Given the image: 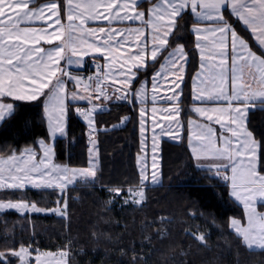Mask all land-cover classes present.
I'll return each mask as SVG.
<instances>
[{
    "label": "snow or ice",
    "instance_id": "obj_1",
    "mask_svg": "<svg viewBox=\"0 0 264 264\" xmlns=\"http://www.w3.org/2000/svg\"><path fill=\"white\" fill-rule=\"evenodd\" d=\"M142 2L0 0V123L6 127L9 117L22 115L19 101L42 106L47 121L46 136L37 147L0 154V196L5 197L0 198V212L69 217L68 189L95 185L99 179L98 112L114 102H128L135 109L139 101L138 175L108 188L109 203L121 196L126 204L142 206L146 188L162 184L161 140H179L184 133L197 167L230 183V196L243 204L246 222L237 217L229 221L237 242L264 249V211L257 206L264 207V134L258 140L248 127L250 108L264 110V0H158L141 8ZM185 17L195 21L190 28L186 20L181 23ZM197 53L189 109L197 118L185 121L181 93L186 74L191 75L186 65ZM86 57L96 70L74 73L69 66L85 65ZM81 101L87 107L73 109ZM73 111L87 123L90 147L84 166L53 159L54 142L67 134ZM161 113H166L163 119ZM132 179L136 182L130 183ZM28 186L59 190L60 197L52 208L7 198ZM151 224L160 225L156 234L167 231L163 216L141 221L142 227ZM188 233L207 243V233ZM152 235L144 239L150 241ZM71 243L52 251L21 241L18 248L0 251V264H11L10 256L18 264H32L33 256L35 264H69ZM149 255L150 250L137 255L133 264L141 259L148 264Z\"/></svg>",
    "mask_w": 264,
    "mask_h": 264
},
{
    "label": "trees",
    "instance_id": "obj_2",
    "mask_svg": "<svg viewBox=\"0 0 264 264\" xmlns=\"http://www.w3.org/2000/svg\"><path fill=\"white\" fill-rule=\"evenodd\" d=\"M185 20L190 28L192 19L185 17L181 23ZM177 43L184 40L178 39ZM197 65L196 54L187 65L191 75L186 74L183 87L181 106L185 121L190 115V78ZM18 105L24 106L17 107L22 115L9 117L6 127L0 124V154L7 155L10 150L19 151L25 146L37 147V140L46 136L42 106L29 101H19ZM248 115V127L259 140L264 134V110L253 108ZM125 116L132 119L119 125ZM97 120L100 163L95 185L78 184L68 189L69 217L43 215L28 222L22 217H8L4 228L0 222V234L4 235L0 239L4 238L5 244H0V250L12 248L11 239L14 242L21 238L18 241H30L40 249L52 250L68 246L71 241L69 264H133L137 255L143 256L149 250L148 264H264V249L251 250L237 242L229 221L232 217L243 218L242 208L230 197L227 184L195 165L184 133L179 141L162 140V184L146 188L148 199L142 206L126 204L121 196L109 203L108 188L138 175L136 108L128 102H114L98 112ZM69 123L66 136L54 142V158L57 162L84 166L89 146L86 123L74 111ZM126 189L127 185L124 196L129 195ZM17 192L24 193L41 208L54 207L60 197L59 190L52 189L27 188ZM259 209L264 211L260 204ZM162 216L167 228L163 236L154 232L159 224L141 226V221ZM189 229L192 233H207V243L189 234ZM148 233H153L150 241L144 239ZM136 264L145 261L137 260Z\"/></svg>",
    "mask_w": 264,
    "mask_h": 264
},
{
    "label": "crops",
    "instance_id": "obj_3",
    "mask_svg": "<svg viewBox=\"0 0 264 264\" xmlns=\"http://www.w3.org/2000/svg\"><path fill=\"white\" fill-rule=\"evenodd\" d=\"M65 2H66V0H65ZM158 2V0H143V2L140 4V7L141 8H147V7H150L152 4H154V3H157ZM192 19V18H191ZM192 21L193 22H195L193 19H192ZM192 22V23H193ZM191 23V24H192ZM89 26H94V25H92V24H90ZM190 27H191V25H190ZM194 38V37H193ZM45 44L46 43H48V42H44ZM52 43H56V42H52ZM99 55V54H98ZM197 57H198V65H197V68H196V70L193 72V74H192V76L193 75H195V73H196V71H197V69L199 68V55H198V53H197ZM86 59V61H88V62H90V60H89V58L88 57H86L85 58ZM62 63H63V61H62ZM87 64L88 63H86L85 65H71V66H69L71 69H72V71L74 72V73H77V72H79L80 74H82V72H84V70H85V68L87 67ZM186 67H187V65H186ZM156 68H159V65L157 64L156 65ZM149 77H151V73L148 75ZM192 76H191V78H190V99H191V103H190V105H189V109H191L192 108V105H193V101H194V97H193V95H192ZM148 88H149V97H150V94H151V83H149L148 84ZM69 89L70 90H74V89H72V86L71 85H69ZM171 90H169V92H170ZM181 95L183 96V92L181 93ZM12 100H15V98H11ZM181 103V102H180ZM73 105H75V106H78L77 104H73ZM83 106V107H87V104L85 103V102H83V101H81L80 103H79V107L80 106ZM109 105V104H108ZM108 105H107V107L104 109V110H106L107 108H108ZM162 107H167V105L166 104H163V105H161ZM139 107H140V104H139V101H137L136 102V116H137V128H138V135H139V146H140V133H139V117H138V109H139ZM148 107H149V109L151 108V103H149L148 104ZM182 107V106H181ZM251 109H253V108H250V110ZM249 110V111H250ZM190 111V115L187 117V119L188 118H197L195 115H194V113H193V111H191V110H189ZM166 115V113H161V119H163V117ZM183 119V118H182ZM187 119H186V121H187ZM1 124V123H0ZM45 125H46V128H47V121H46V119H45ZM151 135V133H149V136ZM180 135H181V137H182V133H180ZM66 136V135H65ZM65 136H63V137H65ZM164 139H168V140H172V141H179V140H176V139H173V138H171V137H168V136H165L162 140H164ZM39 140V139H38ZM38 140H37V144H38ZM162 140H161V142H162ZM161 142H160V146H161ZM49 143H53L51 140H49ZM148 144H149V147H148V149H147V154H148V162H149V165H150V163H151V150H150V144H151V140L149 139V141H148ZM187 145H188V142H187ZM188 148H189V151H190V154H191V148L188 146ZM37 150L39 151V149L37 148ZM55 157V156H54ZM53 157V159L55 160V158ZM88 158H89V152H88ZM193 158V157H192ZM193 160H194V158H193ZM137 162V161H136ZM194 163H195V160H194ZM195 165H196V163H195ZM197 166V165H196ZM137 167H138V165H137ZM138 171H139V168H138ZM149 179H150V177H149ZM227 187H228V189H229V194H230V183L229 184H227ZM27 188H33V189H37V188H34V187H32V186H28ZM26 188V189H27ZM231 197V196H230ZM232 198V200L237 204V205H239L241 208H242V211H243V213H244V207H243V204H242V202H240V201H237V200H235V198H233V197H231ZM259 204L260 203H258V209H259ZM260 210V209H259ZM261 211V210H260ZM240 219H242V221H245L246 222V217L245 216H243V218H240ZM232 230V229H231ZM233 232H234V230H232ZM246 246V245H245ZM247 247V246H246ZM248 248V247H247ZM249 249V248H248ZM251 250H259V248H255V247H253V248H251Z\"/></svg>",
    "mask_w": 264,
    "mask_h": 264
},
{
    "label": "rangeland",
    "instance_id": "obj_4",
    "mask_svg": "<svg viewBox=\"0 0 264 264\" xmlns=\"http://www.w3.org/2000/svg\"><path fill=\"white\" fill-rule=\"evenodd\" d=\"M84 122L86 123V121H84ZM122 124H124V121H121L119 123V125H122ZM86 126H87V123H86ZM87 136H88V140H89V134H88V132H87ZM89 147H90V144L88 146V149H89ZM0 198H5V197L0 196ZM7 198H12V199H26V200L32 201V200L28 199L27 196H25V194L22 193V192H17L15 194L9 192L7 194ZM43 215L61 216L59 213H55V212H49V213H46V212L31 213L30 212L27 215H25V214L19 213L17 210H5L3 212H0V222L3 223L2 225H3V228H4L7 225V220H8L7 218L8 217H10V218L22 217V219H24L25 221L28 222V221H30L29 219L32 218V217H39V216H43ZM12 222H14V223L17 224V222H15V221H12ZM5 235L7 236V234H5ZM1 237H4V235L3 234H0V238ZM20 239L21 238H19V239L17 238V240H15L14 242H13V239H11L12 240L11 245H13L12 247L18 248L19 247V242H21V241H18V240H20ZM0 240L2 241V243H0V244H2V245L5 246V244L3 243L4 238H2ZM26 243H31V242L30 241H26ZM41 250H49V249H41ZM50 250H52V249H50ZM56 250H52V251H56ZM0 251H2V249ZM10 260H11V264H18V258H15V257H11L10 256ZM31 260H32V264H35L34 256L31 258Z\"/></svg>",
    "mask_w": 264,
    "mask_h": 264
},
{
    "label": "built area",
    "instance_id": "obj_5",
    "mask_svg": "<svg viewBox=\"0 0 264 264\" xmlns=\"http://www.w3.org/2000/svg\"><path fill=\"white\" fill-rule=\"evenodd\" d=\"M87 70H88V72H87V74H88L90 72H94L96 69H95V66L91 62H89L87 64Z\"/></svg>",
    "mask_w": 264,
    "mask_h": 264
},
{
    "label": "water",
    "instance_id": "obj_6",
    "mask_svg": "<svg viewBox=\"0 0 264 264\" xmlns=\"http://www.w3.org/2000/svg\"><path fill=\"white\" fill-rule=\"evenodd\" d=\"M130 105V104H129Z\"/></svg>",
    "mask_w": 264,
    "mask_h": 264
}]
</instances>
